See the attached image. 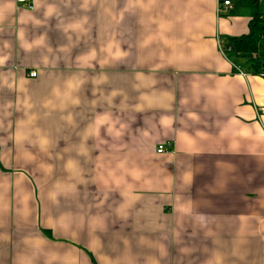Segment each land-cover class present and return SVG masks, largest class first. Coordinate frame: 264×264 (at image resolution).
Instances as JSON below:
<instances>
[{
    "label": "crops",
    "instance_id": "1",
    "mask_svg": "<svg viewBox=\"0 0 264 264\" xmlns=\"http://www.w3.org/2000/svg\"><path fill=\"white\" fill-rule=\"evenodd\" d=\"M25 1L0 0V264H264L263 80L219 48L248 10Z\"/></svg>",
    "mask_w": 264,
    "mask_h": 264
},
{
    "label": "trees",
    "instance_id": "2",
    "mask_svg": "<svg viewBox=\"0 0 264 264\" xmlns=\"http://www.w3.org/2000/svg\"><path fill=\"white\" fill-rule=\"evenodd\" d=\"M249 12L247 32L221 39L225 58L241 70L258 75L264 85V4L262 0H237Z\"/></svg>",
    "mask_w": 264,
    "mask_h": 264
},
{
    "label": "built area",
    "instance_id": "3",
    "mask_svg": "<svg viewBox=\"0 0 264 264\" xmlns=\"http://www.w3.org/2000/svg\"><path fill=\"white\" fill-rule=\"evenodd\" d=\"M17 3H26L25 0H15ZM27 8H30L29 5H27ZM226 8H230V3L228 1H222L218 4H216V13H219V12H222L223 10H225ZM219 44V42H218ZM220 48V52L224 55L225 57V53L223 52V47L222 45L220 44L219 46ZM36 76V73L34 71H31L28 73V77L30 78H34ZM165 151V148L163 146H158L157 149H156V152L157 153H161V152H164Z\"/></svg>",
    "mask_w": 264,
    "mask_h": 264
}]
</instances>
